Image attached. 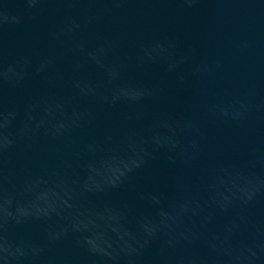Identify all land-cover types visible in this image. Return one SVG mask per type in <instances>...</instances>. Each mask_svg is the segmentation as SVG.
<instances>
[{"label": "water", "instance_id": "95a60500", "mask_svg": "<svg viewBox=\"0 0 264 264\" xmlns=\"http://www.w3.org/2000/svg\"><path fill=\"white\" fill-rule=\"evenodd\" d=\"M6 6L22 16L20 25L4 30L2 39L8 58L27 55L35 63L42 55L56 56V63L46 77L32 79L23 89H7L6 102L22 108L33 96L54 98L57 102L69 100V112L71 108H89L97 113V119L63 137L46 134V125L42 126L31 141L13 148L6 155L11 183L19 188L28 175L40 182L34 194L26 197L29 200L26 206L0 205V212H47L52 206L62 204L66 211L78 217L83 234L101 250L134 241L140 226L136 214L145 217L142 222L145 229L152 227L151 221L146 219L151 210L137 200L134 190L122 189L107 196L88 193L75 200L69 199L71 193L65 188L72 186L79 190L83 185L98 189L115 184L135 163L129 149L121 146L110 155L97 153L87 169L82 166L84 142L93 137L103 139L118 134L124 123L123 115L131 109L124 105L109 109L75 95L71 85L75 78L103 84L101 71L91 64L85 63L79 72L73 70L74 64L83 57L64 54L71 40L64 37L57 40L51 36L62 21L76 16L82 23L75 38L86 40L88 47L111 38L116 44L114 59L134 56L141 44L165 37L176 40V55L196 49V54L182 65L186 76L184 86H178L175 76L165 73L160 65L133 70V75L166 87V95L159 104H149L142 110L152 114L164 108L196 119L206 136L204 151L199 160L189 166L182 162L172 166L161 156L140 170L132 183L143 190L165 192L171 199L177 195L173 190L174 181L182 177V194L193 201L196 212L168 217L163 226H188L190 235L200 231H226L229 217L219 208L230 204L238 189L233 183L235 178L220 171V166L243 165L254 156H264V0H198L192 7L184 5L182 0H123L118 5L109 0H83L70 6L46 2L41 13L26 12L21 0H8ZM105 9L111 11L106 13ZM88 16L96 19L88 24ZM202 64L209 70L196 74V67ZM237 99L253 105L247 120L220 119L208 111L210 105L228 106ZM43 110L41 104L34 113L37 119L44 114ZM63 118L57 109L48 117L53 123ZM133 123L140 127L146 121ZM124 202L133 210V215H123L120 205ZM251 212L264 225V201ZM44 227L39 221L30 223L14 231L12 238L39 242ZM221 239L213 243L219 245ZM47 255L66 258L69 264H91L92 260L105 264L103 257L90 258L82 250L75 249L70 239L50 248Z\"/></svg>", "mask_w": 264, "mask_h": 264}, {"label": "clouds", "instance_id": "9594fccd", "mask_svg": "<svg viewBox=\"0 0 264 264\" xmlns=\"http://www.w3.org/2000/svg\"><path fill=\"white\" fill-rule=\"evenodd\" d=\"M28 13H41L46 2L72 5L83 0H21ZM120 4L123 0H109ZM198 0H182L192 7ZM8 0L0 3V205L24 207L28 198L34 194L35 186L40 179L28 175L23 184L17 188L12 184L6 167V155L20 143L31 141L44 127L46 134L53 137L71 135L86 125L93 124L97 113L89 108H71L69 100L57 102L54 98L41 99L30 97L21 108L6 102V91L9 88L23 89L36 77H46L48 70L56 63L55 55H42L35 63L30 56L18 55L9 59L3 44L6 27H16L22 23V16L14 13L6 5ZM86 11V10H85ZM111 9H105L110 12ZM95 16H88L86 23L91 24ZM81 19L69 16L51 33L53 39L61 37L71 40L64 48V54H81L82 61H77L73 70L79 72L85 63L99 69L103 76V84L75 78L71 81L76 96L99 102L109 109L121 105L131 111L122 117L123 124L115 136L108 135L103 139L91 138L84 142L81 153L84 157L83 168L87 169L97 153L110 155L121 146L129 149L135 163L112 185L98 189H90L81 185L80 189L65 186L71 193L69 199H79L88 193L107 196L122 189L136 192L137 200L143 202L151 210L146 217L152 227L145 229L142 222L145 217L136 214L140 226L132 243H118L107 250L93 245L78 226V217L65 210L62 204L52 206L47 212H0V264H69L63 257H49L50 248L71 240L75 249L82 250L88 257H103L105 264H264V225L251 212L264 201V156H254L243 165H221L220 171L228 173L235 179L237 192L230 204L221 206L219 211L226 214V231L196 232L190 235L187 228L164 227L168 217H176L179 213L185 216L196 212L193 201L183 193V178L177 177L173 190L175 198L165 192L148 191L137 188L133 178L150 161L163 156L166 161L177 166L178 162L189 166L199 160L204 151L205 133L196 119L183 113H172L161 108L149 114L144 109L149 104H159L166 95V87L160 82H148L134 77L133 70L139 71L150 65H160L167 74L175 76L176 84L184 86L186 76L182 65L190 56L196 54L195 48L187 53L176 55L177 42L174 38L165 37L150 44H141L134 56L114 59L115 41L104 38L102 42L88 47L87 41L75 38L81 30ZM61 43H64L61 40ZM207 65H198L196 74L208 71ZM44 105V114L37 119L36 110ZM53 109L61 112L63 119L54 123L48 117ZM253 105L237 99L231 105H210L208 111L220 119L240 122L247 120ZM19 121V124L17 123ZM137 127L133 122H144ZM73 181V184H76ZM214 200V198H212ZM199 205V202H195ZM125 217L133 215L127 202L120 205ZM42 222L45 227L39 242L28 239H13L12 233L33 222ZM60 221H66L61 223ZM220 240L214 244L213 240ZM151 250V254L148 252ZM91 264H97L92 260Z\"/></svg>", "mask_w": 264, "mask_h": 264}]
</instances>
